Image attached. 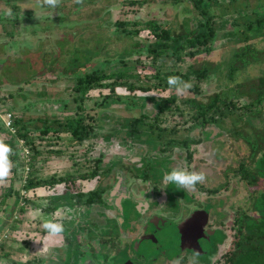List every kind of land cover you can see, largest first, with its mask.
<instances>
[{"label": "rangeland", "instance_id": "rangeland-1", "mask_svg": "<svg viewBox=\"0 0 264 264\" xmlns=\"http://www.w3.org/2000/svg\"><path fill=\"white\" fill-rule=\"evenodd\" d=\"M121 1L125 0H83L82 4H76L73 0H61L59 6L52 9L42 5V0H0V6L3 7L2 9L0 8L1 109L4 110L10 107L8 103L11 101L16 100V104L25 101V103H27L25 108V105L21 107L22 109L19 107L17 108L16 105L15 107L12 106L14 112L20 114V121L25 118L35 117L37 118L35 119L36 122L34 123V121H32V123H37L40 128L49 124L53 127L65 126L67 122L69 123L71 118L76 116L74 105L70 101L73 93L65 86H68L70 84L69 81L79 73L77 70L80 64H84V66L80 67V70L84 72H89L94 68H103L104 72H111L118 67L119 63H121L120 61L132 65L136 64L137 66L135 67L130 66L131 69L128 70L129 74L127 76L124 75L127 80L133 79L131 81H138L139 74L152 73L154 68L150 66L151 59L146 56L144 57L143 53L138 55L137 48L135 47V43L138 39H152L151 34L146 27L140 26L139 24L134 26L135 24L133 25L130 23V19H132L131 17L134 15V10L139 6L121 4ZM168 1L169 0H156V3L164 2L163 4L160 3L159 6H161V9L158 11H152V6L150 5L139 7L140 12L137 13V17L149 19L150 13L153 14L154 12H158L155 18H158L157 20L160 21L161 16L169 15L170 7ZM11 3H14V5L17 4V8L12 9L9 7ZM165 3L167 5H165ZM185 7L190 8L189 5ZM185 7L182 6L179 10V17L181 18L180 23L182 22L183 29H185L186 24L190 22L189 16L191 13H195L188 9L184 10ZM208 8L211 15L216 18V23L219 22L223 26H227L230 25L227 23V21L230 20L228 13L232 14V17L235 15L234 11H238L243 15H245V13L248 14L252 10H255L256 13H264V0H235L233 2H229V0H213ZM9 9H11V16L6 14ZM5 16H8V18H4ZM133 17H135V15ZM116 20H125L128 22L126 24L128 29H138L137 34L133 37L123 33L118 27L113 25V22ZM177 20V16L169 18L167 27L170 32L179 33L181 31ZM25 34L30 36L29 39L23 37ZM216 42L218 43L214 48L215 51L210 56H205L204 53H197L193 57L184 56L182 62L175 64L177 65L176 68L185 71L189 65H193V67L199 66L203 58H208L207 61H211V74L208 75L206 81H201L199 84L201 92L196 95L199 99L213 91H219L225 95H231L228 93L229 91L231 93L235 92V90H233L235 86L227 83L226 71L231 61V52L237 41L227 36L216 40ZM253 42L255 43V47L260 49L264 45V36L256 38ZM141 45L144 46V43ZM140 50L143 51V48ZM135 58H137L139 62H135ZM166 61L162 69H164L165 66L168 68V65H174V62H171V57L166 58ZM218 62L219 65L216 64ZM128 67L129 65L120 67V69L123 71ZM261 73V65L250 64L245 70L239 73V76L236 75V79H248ZM57 82L63 83V85L58 87ZM116 90H118V92H116ZM116 90L112 96L108 97L100 104L98 103L101 100V95L108 92L107 88L92 89L86 93L87 98L82 102L85 106L84 111L79 113L85 116L88 114L95 116V121L98 126L96 128L97 136L91 138V140L88 139L86 143L87 148L93 149L96 147L97 149H103V146L110 145L109 140L115 141L114 134L110 132V129L122 127L121 123L130 126L131 124H129V122H123V120L124 117L134 114L133 112L135 111L148 116L144 118L143 121L136 122V128L140 125L138 127L140 132L133 134L138 137L135 139L139 140L142 137L143 140L140 141L143 143L145 141L146 144H149L145 140V137H149L150 141L152 140V143L155 144V149H158L160 147L158 141L161 142L168 136L158 137V141L155 140L156 131L150 126L151 122H154V119H151V116H149L151 115L149 114L151 109L148 108V106H142L140 102V98H148V93L134 91L138 94L133 95L132 92L125 93L121 88H116ZM8 92L11 98L7 99L6 94ZM171 92L176 94L175 89L171 90ZM149 93H155L160 96L166 94H158L154 91ZM192 95L193 93L190 91L183 96L176 94V104H180L179 99L192 97ZM56 98H58V103H56ZM233 101H235L237 106L245 103L244 96H238L236 99L233 98ZM63 103L64 106H62ZM262 106H264V102ZM187 110L188 109L184 108V111ZM189 113L191 112L189 111L188 116L185 114L182 118L187 117L190 119ZM171 114H173V112H168L170 116H165L167 122H164V125L166 127L176 125L178 130L172 134L174 138H185V141L179 145V148L182 149L181 147H183V145L188 147L189 139L190 142L197 139V141L189 145V149H202L204 151L203 159L208 161L206 163L210 166L207 168L209 171L213 169L219 177L213 183H206L208 188H213L216 193H219L218 198L214 196L211 197L212 203L210 205L213 207L217 206L224 211L226 208L229 210L232 209V214H235L238 208L242 209L247 206L249 203L248 196L250 195V189L248 186L246 187L244 185L237 174L229 170L235 167V159L242 157L244 154L237 140L231 137H228L229 139L225 138L227 135L224 134V131L229 127L231 124L230 120H232L230 114L228 113L227 116L220 117L218 121H216L215 133L204 131V129L203 132L199 125H193L182 132V129L188 127L189 123H192L191 120L187 123H173V120H179L181 117L178 114H173L174 116H171ZM54 116H58L61 120L54 119ZM59 122L61 124H59ZM28 123L30 124L31 121ZM141 123H143V125H141ZM34 124L31 126H34ZM28 128L30 130L33 129L31 127ZM112 131H114V129H112ZM220 131H223V133L220 134ZM126 133L130 134V131ZM48 136L50 137V134H48ZM49 139L51 144L43 145L42 149L48 148L60 151V153H56L58 156H66L67 153L70 152V166H67L63 171L51 168L55 170L52 171L50 168H44L34 175V177L37 176L38 178L36 181L41 182L40 179L43 178H40V176H45L46 174L44 175V173L46 170L48 174L51 172L59 174L56 175L57 177H60V175H71L73 178H77L75 175L84 170L82 165L87 166L89 170V164H86L87 162H80L82 159L79 155L82 151L79 149L80 146L78 144H74V147H72V145L64 147L62 145H57L54 141V137H50ZM100 139H102L103 144H100ZM82 141L79 143L82 142V144L85 145L84 143L86 140ZM173 145L174 143H171L168 146L169 149H178L177 147L174 148ZM115 146H118L117 143ZM89 149H86L85 153ZM143 149L147 148L143 147ZM63 150L69 152H64ZM14 154L18 160H20V158L22 159L21 152H16ZM169 155L172 158L179 156V154L175 152ZM40 157L41 156H38V158ZM171 160L172 161L161 164V167L168 164L175 165L173 159ZM38 163L41 164L39 159ZM49 164V162H46L45 166L48 167L50 166ZM34 169L33 171L35 172ZM21 170L22 173L20 172V174L24 175L23 169ZM155 174L160 178V171L158 169L155 170ZM14 175L15 177L10 176L4 184H0V198L5 190L4 188L8 185H11L14 190L18 189V195L21 197L19 201H17L18 199L16 196L11 194L0 203V264H29L30 261H28V257L34 252L33 250L36 249V246L35 242L31 247L24 243L26 239L24 236V229L33 228L36 222H28L25 213L28 212L30 214L33 210L35 211L36 207H38L37 203H41L44 200L38 197L39 186L31 187V192L29 189H19V179H17V174ZM49 177H45L44 179ZM86 178H89V176L87 175ZM223 184H225L224 187ZM76 187L77 186H75V188ZM168 190L180 194V196L176 197L181 201L190 200V196L183 191V189L170 185ZM52 192L53 191H50L49 193ZM22 197L28 199L29 202L24 203ZM31 199L35 200V202L31 201ZM33 202L35 205H32ZM18 206L23 207L22 212L17 210ZM217 207L216 209L218 210ZM15 209L17 210L15 215L18 216V219H11L16 211ZM229 210H227L226 213H229ZM33 216L39 217L35 212H33ZM217 216L220 220L221 218H226V214L222 211L217 212ZM30 235H32V233H30ZM215 240L218 241V243L223 242L222 235L220 234ZM131 249L132 247L130 250ZM161 249H164V247L159 248L156 253H153V258L148 259L146 264H160L159 259H156L160 255L164 257L168 255L169 258L177 255L175 251L166 252L167 255H165V253L159 255L158 252ZM152 259L158 261L153 263ZM198 259L205 261L203 256ZM218 260L222 261L223 259H217L216 261Z\"/></svg>", "mask_w": 264, "mask_h": 264}, {"label": "flooded vegetation", "instance_id": "flooded-vegetation-1", "mask_svg": "<svg viewBox=\"0 0 264 264\" xmlns=\"http://www.w3.org/2000/svg\"><path fill=\"white\" fill-rule=\"evenodd\" d=\"M154 101L140 98L142 106L151 109L149 116L154 122L150 126L156 131L155 140L168 136L158 141V149H155L149 137H145L149 144L141 142L142 137L135 139L138 137L133 134L140 132V125L131 131L130 126L121 123L122 127L110 129L115 141L109 140L110 145L103 146V149L94 147L87 151L89 170L85 166L77 174L87 173L89 178L62 180L53 186L38 185V197L44 201L37 203L38 207L33 212L39 217L33 216V212L28 213V222L34 221L36 225L24 229L26 243L31 247L35 242L36 246L28 257L31 264H146L148 259L153 258V253L162 247L164 249L158 252L159 255L172 251L177 255L171 258L160 255L156 258L160 264L222 263L223 260H216L233 248L236 233L232 209L226 208L224 211L216 206L217 210L210 205L211 197L218 198L219 193L208 188L206 183H213L219 177L211 169L207 179L196 185L194 191L183 189L190 200H179L176 196L180 194L168 190L170 185L167 189L160 187L164 172H170L173 168L199 171L210 166L203 159L202 149H189L193 140L190 142L187 139L188 147L183 145L182 149L179 148L185 138H174L172 134L176 131H172V125H164L166 118L154 116ZM133 113L124 117L123 122L135 118L143 121L148 117L140 112ZM182 121L180 118L172 122ZM97 127L96 124L95 130ZM116 143L118 146H115ZM171 143L178 149H169ZM100 144H103L102 139ZM174 152L179 156L172 158L169 154ZM97 158L100 160L98 165L93 161ZM169 158L173 159L175 165L161 167V164L172 161ZM156 169L160 171V178L155 174ZM31 201L35 202L33 199ZM34 202L32 205H35ZM227 210L229 213H226ZM221 211L226 218L220 220L217 212ZM48 221L62 223L64 232L58 237H49L43 228ZM220 234L223 242L218 243L215 239ZM43 246L47 251L42 250ZM131 247L133 250H130ZM201 256L205 261L198 259ZM155 261L158 260L152 259L153 263Z\"/></svg>", "mask_w": 264, "mask_h": 264}, {"label": "trees", "instance_id": "trees-1", "mask_svg": "<svg viewBox=\"0 0 264 264\" xmlns=\"http://www.w3.org/2000/svg\"><path fill=\"white\" fill-rule=\"evenodd\" d=\"M212 1L169 0V15L161 16L160 21L157 20L158 18H155L158 12H154V15L148 13L150 15L149 19L139 18L137 17V13L140 12L139 7H143V5H150L152 6V11H158L161 9L160 3L163 4L164 2L156 3V0L121 1V4L139 6L134 10L135 17L132 15L130 23L135 24L134 26L139 24L146 27L152 39H138L135 47L137 48L138 55L143 53L144 57L146 56L151 59L150 66L154 68V71L148 74H139L138 81H131L133 79L127 80L126 76L129 74L128 70L131 69L130 66L135 67L137 66L136 64L132 65L120 61L121 63H119L118 67L111 72H104L103 68H94L89 72H84L80 70V67L84 66V64H80L77 70L79 73L69 81L70 84L68 86L64 85L73 93L70 101L74 105L76 112V116L71 118L69 123L65 119L67 122L65 126L53 127L49 124L50 126L44 125L43 128L37 131L29 132L21 125L24 120H19L20 114H15L14 110L10 107L6 108L12 113L15 132L12 136H5L0 140L11 146L13 150L10 155V160L13 164L11 176L15 177L14 174H17L19 189L36 187L39 184L53 186L58 181H66L73 178L71 175L64 178L52 175L47 179H40L41 182H38L36 181L38 180L37 177L27 175L23 179L20 174L22 159L18 160L14 153L21 152V157L23 156L22 146L18 144L17 139L22 140L23 146H26L30 150V154H38L40 152L37 144L33 143L34 140L30 137V133H39V137L41 138L45 134H50L51 136V134L53 135L63 130L69 132L71 140H76L77 142L84 138L95 137V118H93V115L87 117L79 113L84 111L85 106L82 102L87 98L86 93L89 90L108 89L106 94L101 95V100L98 104L112 96L116 88L124 89L125 93L127 91L132 92L133 95L134 91L143 93L154 91L158 94L166 93L163 96L148 94L146 100H155L153 103V114L155 117L165 118L168 112H173V114H178L182 118L185 114L188 116V112L190 111V119L184 117L181 123H187L189 120L192 123H189L188 127L182 130L186 131L193 125H199L202 131L204 129V131L212 132L215 131V123L220 117H225L228 113L232 117V120H230L231 124L224 131V134L227 135L225 138L229 139L231 137L237 140L244 154L242 157L235 159V167L229 170L237 174L244 185L248 186L250 195L248 196V205L242 209L238 208L233 216V227L236 233L232 243L233 248L228 251L229 253L223 255L221 264H264V106H262L264 102V45L260 49H257L253 42L256 38L264 36V13H256L255 10H252L248 14L245 13L243 15L238 11H234L235 15L233 17L232 14L228 13L230 20L227 23L230 25L223 26L219 22L216 23V18L208 10V6L212 4ZM233 1L235 0H229V2ZM16 5L11 3L8 6L15 9L17 8ZM165 5L167 4L165 3ZM186 5H189L190 8L185 7ZM182 6L185 7L184 10L188 9L195 12H190L191 15H188L190 22L186 24L185 29H183L182 22L180 23L181 18L179 17V10ZM174 16L178 17V25L181 28L179 33L170 32L167 27L169 18H173ZM4 18H8V16ZM127 23L125 20H116L113 22V25L118 27L123 33L134 37L138 29H128L126 27ZM227 36L237 41L231 52V61L226 71L227 83L235 86L233 89L235 92L231 93L229 91L228 93L231 95H225L219 91H213L199 99L196 96L201 92L199 84L201 81H206L208 75L211 74V61H207L208 58H203L199 66L193 67V65H189L185 71L176 68L177 65L175 64L182 62L184 56L193 57L197 53H204L205 56H210L215 51V46H217L218 42L216 40ZM142 43H144V46L141 45ZM142 48L143 51L140 50ZM169 57H171V62H174V65H168V68L165 66L162 69L163 65L167 62L166 58ZM135 62H139L137 58H135ZM216 64L219 65V62ZM250 64L261 65L262 73L248 79H236V75L239 76V73ZM128 65L129 67L123 71L120 69V67ZM169 76H180L183 80L190 81L193 85L189 90L193 93L192 97L179 99L180 104L178 103L177 105V96L171 92L173 89L169 88L167 84ZM57 86L62 85L59 84ZM237 95L244 96L245 103L237 106L235 101H233V98L236 99L238 97ZM165 96L167 98H163ZM6 97L7 99L11 98L9 92L6 94ZM55 100L58 103V98ZM62 106H64V103ZM184 108L188 110L184 111ZM35 119L37 118H27V120L31 121L29 125L33 124L32 121L35 122ZM54 119H59V117L54 116ZM137 121L141 122L138 118L132 119L129 122L131 124V131L135 129ZM59 124L61 123L59 122ZM172 127V131L178 130L176 125ZM219 133L222 134L223 131ZM193 141H197V139ZM93 161L96 165L100 162L98 158ZM87 175V173H81L75 176L77 178H85ZM224 186L225 184H223ZM4 189L0 203L4 201L6 196L11 194L16 196L17 201L21 198L18 195V189L14 190L11 185H8ZM22 200L24 203L28 201L25 197H22ZM17 210L22 212L23 207L18 206ZM17 210L15 211L16 213ZM26 242L27 240L24 243Z\"/></svg>", "mask_w": 264, "mask_h": 264}, {"label": "clouds", "instance_id": "clouds-1", "mask_svg": "<svg viewBox=\"0 0 264 264\" xmlns=\"http://www.w3.org/2000/svg\"><path fill=\"white\" fill-rule=\"evenodd\" d=\"M60 2L61 0H42V5L55 9L59 6ZM73 2L76 4H82L83 0H73ZM6 14L11 16L12 15L11 9H9ZM167 84L169 85V88L175 89L176 94L180 96L187 94V92L193 87L190 81H185L180 76H169L167 78ZM163 98H167V97L165 96ZM0 111H9V110L1 109V105H0ZM0 130H1L0 139H2L5 136L6 137L12 136L10 134H5L1 128ZM12 151L13 150L11 146L4 143L3 140H0V184H4L11 174L13 164L12 161L10 160V155L12 154ZM29 159H30V153L27 155V160H25L24 155L22 156V169H23V174L26 175V177L27 175L30 176L33 173L32 166H30L29 164ZM23 166L24 167L26 166L28 168L26 173H24ZM209 174L210 171L207 168H201L199 171L196 170L189 171L186 168H179V167L173 168L170 172H164L161 182L162 186L160 187L162 189H167L169 185H175L176 188L184 189L185 191H194L196 185L203 183L207 179ZM29 188L30 187L22 188V189L28 190ZM43 228L46 230L49 237H58L64 232L63 224L54 221L45 222L43 224ZM42 250L47 251V249L44 248V246Z\"/></svg>", "mask_w": 264, "mask_h": 264}, {"label": "crops", "instance_id": "crops-1", "mask_svg": "<svg viewBox=\"0 0 264 264\" xmlns=\"http://www.w3.org/2000/svg\"><path fill=\"white\" fill-rule=\"evenodd\" d=\"M0 8L2 9L3 7L0 6ZM23 37H25V39H29L30 36H28V35L25 34V36H23ZM59 84L63 85L62 83H58V85ZM8 104L10 105L11 108H12V106L15 107V105L17 106V108L18 107L21 108L23 105H25L24 106V108H25L26 105H27V103H25V101H22V102L16 104V100L15 101H11ZM28 122H30V120H27V118H25L24 121H23V124H21L22 126H24L26 128L27 131L33 132V131H37L38 129H40V127L37 125V123L34 124L36 122V120L33 123L34 126H31L33 124L29 125ZM28 127H31L33 129L30 130ZM30 137L34 140L33 143L37 144V148L40 150V152L38 154H30L29 164H30V166H32V169L35 168L34 169L35 172L33 171V173L30 176H34L36 174V172L42 171V169H44V168H47V169L48 168H50V169L52 168V169H57L58 171H63L67 166H70L69 164L71 162L70 161L71 160V153L69 151L63 150L64 152H69L70 154L67 153L66 156H58V155H56V153H60V151H55L53 149H48V148L42 149V146L43 145L51 144V141L49 139L50 137H54L55 138L54 141H55V143L57 145H62L64 147H69L71 145H72V147H74V144H78L80 146L79 149H81V151H82L81 154L79 155L80 158L82 159V161H80V162L81 163L82 162L83 163L88 162L87 161V152L85 153V150L86 149H89V148H87V144L86 143H87L88 139L91 140V138H84V139H82V140H86V142L84 143L85 145H83L82 144V142H83L82 140H80V141H82L81 143H79L80 141L77 142L76 140H71V136H70L69 132L63 131V130L58 131L56 134H53V135L51 134L50 137L48 136V134H45V135H43L40 138L39 137V133H36V134H31L30 133ZM38 156H41V157L38 158ZM42 158H43V161H42ZM38 159L40 160L41 164L38 163ZM46 162H49L50 163L49 164L50 166L46 167L45 166ZM84 166L85 165H82V167H84ZM52 171H55V170H52ZM44 175L45 176H43V177L40 176V178H45V177H49V176H52V175L56 176V175H59V174L52 173V172L48 174V171L46 170L45 173H44ZM10 176H11V174H10ZM65 176H68V175H65ZM65 176L60 175L59 178H64ZM35 177H37V176H35ZM6 197H8V196H6ZM25 214L27 216L28 215V212H26Z\"/></svg>", "mask_w": 264, "mask_h": 264}, {"label": "built area", "instance_id": "built-area-1", "mask_svg": "<svg viewBox=\"0 0 264 264\" xmlns=\"http://www.w3.org/2000/svg\"><path fill=\"white\" fill-rule=\"evenodd\" d=\"M0 125H1V129L5 134H10L13 135L15 132V127L13 125V117L12 114L9 111H0ZM1 131V130H0ZM17 142L19 145L22 146V153L25 157V160H27V155L30 153L29 149L26 148V146H23V142L21 139H17ZM28 170V168L25 166L24 167V173H26V171ZM26 175H23L22 178L25 179ZM22 179V181H23ZM16 213L13 214V219L14 218H18L17 215H15Z\"/></svg>", "mask_w": 264, "mask_h": 264}, {"label": "water", "instance_id": "water-1", "mask_svg": "<svg viewBox=\"0 0 264 264\" xmlns=\"http://www.w3.org/2000/svg\"><path fill=\"white\" fill-rule=\"evenodd\" d=\"M212 133H215V131H212ZM214 135V134H213Z\"/></svg>", "mask_w": 264, "mask_h": 264}]
</instances>
